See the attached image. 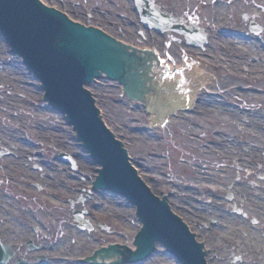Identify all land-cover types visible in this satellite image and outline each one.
Here are the masks:
<instances>
[{
    "label": "rangeland",
    "instance_id": "rangeland-1",
    "mask_svg": "<svg viewBox=\"0 0 264 264\" xmlns=\"http://www.w3.org/2000/svg\"><path fill=\"white\" fill-rule=\"evenodd\" d=\"M44 1L60 6L59 0ZM114 1L108 0L105 16L96 23H84L101 25L130 46L156 49L180 70L165 78L163 101L149 98L141 104L115 82L91 85L104 122L125 145L146 183L159 197L169 198L173 212L197 220L213 217L203 218L210 229L202 224L196 229L188 220L198 240L207 245L209 263L264 264V70H255L264 65L249 75L245 56L216 39L203 50L210 56L201 57L193 48L186 55L183 38L143 29L131 14L134 10H128V1ZM157 1L165 11L182 16L190 8L192 18L209 27L211 35L216 13L226 28L238 22L243 28L234 27L247 32L243 14L264 9V3L256 1L241 0L229 8L225 0ZM94 5L91 1L84 6ZM258 19L264 26V18ZM255 44L254 51L259 47ZM220 53L239 57L240 69L252 81L238 79L227 67L218 68L220 62L212 55ZM42 93L39 82L0 38V239L13 238L14 245L35 239L53 257L45 264H78L102 247L131 245L140 227L133 208L120 197L91 189L95 165L63 117L47 109ZM8 134L26 142L24 153L9 156L8 145L19 144ZM84 211L92 232L80 230L74 220V213ZM45 251L23 249L19 258L36 264V255ZM236 258L240 262L234 263ZM140 264L178 263L159 246Z\"/></svg>",
    "mask_w": 264,
    "mask_h": 264
},
{
    "label": "water",
    "instance_id": "water-1",
    "mask_svg": "<svg viewBox=\"0 0 264 264\" xmlns=\"http://www.w3.org/2000/svg\"><path fill=\"white\" fill-rule=\"evenodd\" d=\"M0 31L43 83L51 105L67 116L95 162L102 166L95 186L121 194L138 207V217L145 226L136 241V256L149 255L159 240L184 264H202L194 237L136 175L126 150L106 129L84 88L105 74L120 80L135 96L127 87L128 81L130 89L133 87L132 77H125L122 68L127 48L98 30L70 22L37 0H0ZM104 252H118V247Z\"/></svg>",
    "mask_w": 264,
    "mask_h": 264
},
{
    "label": "bare ground",
    "instance_id": "bare-ground-1",
    "mask_svg": "<svg viewBox=\"0 0 264 264\" xmlns=\"http://www.w3.org/2000/svg\"><path fill=\"white\" fill-rule=\"evenodd\" d=\"M153 11L156 14H158V15H154L155 18L160 20L161 18H159L158 16H162L161 12L156 11V8H153ZM166 18H169L168 20H166V22L169 23L168 25L178 26V24L173 22V17L172 16H170V17L166 16ZM164 22L165 21H163V23ZM155 23H158L157 20L155 21ZM245 45L248 46V44H245ZM246 46H245V48H246ZM123 47H125V45H123ZM140 50L141 51L135 50V49H130V50L125 49V55H124V60H123V64H122V68H124V76L125 77H132V86L133 87L130 89V81H128V86L127 87L132 93H134V95H137V97H136L137 101H140V98H139L140 96L144 97V96L148 95L151 87H154V89L156 90L155 91V93H156L158 91V87L163 84L164 76L162 75L161 71L169 70V69H173L174 68V64L173 63H169L170 68H168L166 63H164L162 60H159V61H157L156 64H154V68H153V71L151 73L149 71V68H150L149 61L146 58H153L155 56L153 54H150V52L144 51L142 49H140ZM252 52H253L252 49H250L247 52V53H249V55H248L249 57H250V54ZM133 53H137L140 56L139 59L137 57H134L132 55ZM234 59H235V56L228 55V59H226V62H228L230 64V67L233 70H238L240 62L235 61ZM19 60H21V59H19ZM139 62L141 63V65L139 64ZM120 74L122 75L123 71H121ZM130 98L134 99V98H132V96ZM157 108H158V106H157ZM164 111H165V109H164ZM163 115L165 116L166 112H163ZM7 137L9 139L12 138L11 134H8ZM15 141L19 144L18 139H15ZM9 146L14 148V153L19 148V146L15 145V144H9ZM217 190L220 191V189H217ZM207 213L208 212H205V214H207ZM183 219H185V221L192 220V223H193L195 218L192 217L190 214H187L186 217H184ZM200 232L205 233V231H203V230L200 231ZM129 246L135 251V248L133 247L132 244L129 245ZM103 259L112 260L113 258H111V257L110 258L103 257Z\"/></svg>",
    "mask_w": 264,
    "mask_h": 264
},
{
    "label": "flooded vegetation",
    "instance_id": "flooded-vegetation-1",
    "mask_svg": "<svg viewBox=\"0 0 264 264\" xmlns=\"http://www.w3.org/2000/svg\"><path fill=\"white\" fill-rule=\"evenodd\" d=\"M261 13H263L262 11H260ZM264 14V13H263ZM258 17H261L260 15H258ZM11 239V238H10Z\"/></svg>",
    "mask_w": 264,
    "mask_h": 264
}]
</instances>
